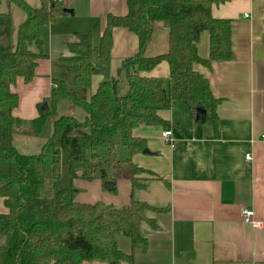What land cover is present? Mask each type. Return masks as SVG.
<instances>
[{"label":"crops","instance_id":"1","mask_svg":"<svg viewBox=\"0 0 264 264\" xmlns=\"http://www.w3.org/2000/svg\"><path fill=\"white\" fill-rule=\"evenodd\" d=\"M21 1L32 9L42 6V0ZM62 4L71 12L42 27L46 56L37 60L35 76L30 82L20 77L11 86L19 96L13 116L20 121L13 144L23 155L41 153L57 118L69 117L80 123L87 119L83 108L65 99L37 133L34 121L51 97L55 80L65 81L70 92L88 102L108 77L119 81L117 90L123 96L129 84L126 73L119 69L139 52L138 36L127 28H115L109 66L93 76L89 87L76 86L73 67L63 61L72 56L69 44L77 41L78 34L90 33L98 47L108 15L125 16L129 9L127 0H64ZM26 7L16 0H0V13L12 17L14 45L28 18ZM212 14L232 21L233 57L210 66L195 63L194 70L208 79L213 96L220 101L216 117L209 102L203 105L205 119L198 121L189 103L175 100L169 109L158 112L168 127L141 124L135 128L134 136L146 141L149 152L126 149L128 152L121 153L146 171L136 177L142 186L133 188L129 173L119 170L114 172L111 189L99 176L83 179V170L70 166V149L61 145V174L73 180L77 202L122 207L136 200L161 209L148 210V221L141 224L147 250L135 251L133 263L120 264H264V226L254 228L241 216L242 208H250L255 219L264 223V0H227L214 5ZM169 37V25L156 22L144 55L152 58L167 53ZM209 38L208 32L199 37L197 48L202 58L209 57ZM140 75L163 78L167 87L170 65L161 61ZM169 129L173 143L162 138ZM88 133V128L67 126L64 136ZM247 154L251 160L246 159ZM8 212L1 199L0 214ZM116 240L121 251L132 252L130 237L117 234Z\"/></svg>","mask_w":264,"mask_h":264},{"label":"trees","instance_id":"2","mask_svg":"<svg viewBox=\"0 0 264 264\" xmlns=\"http://www.w3.org/2000/svg\"><path fill=\"white\" fill-rule=\"evenodd\" d=\"M16 1L26 7L21 0ZM226 1L127 0V15H108L98 47L90 33L78 34L77 41L69 44L72 56L63 61L73 67L74 84L79 87H89L93 76L109 66L115 28H127L138 36L139 52L119 69L126 73L129 89L120 96L119 81L107 77L90 101L83 102L69 91L65 81L55 80L51 97L43 103L48 106L40 108V117L34 121L37 133L57 113L62 100H71L88 116L83 123L57 118L53 135L38 155L20 154L13 144L20 121L13 116L19 96L11 86L20 77L26 82L33 79L37 60L46 56L42 27L69 11L61 2L51 0H42L39 9L26 7L28 18L19 29L16 45L12 17L0 13V200L9 209L7 214H0V264L133 263L135 251L147 250L141 224L148 221V210L161 209L136 200L122 207L77 202L73 180L61 174V145L70 149V166L83 170V179L91 181L99 176L104 182L113 181L114 172L119 170L129 173L133 188L142 186L136 177L146 171L131 159L116 157L119 146L132 153L145 150L146 141L134 136L135 128L141 124L168 127L158 112L169 109L175 100L189 103L195 115L209 102L216 117L220 101L213 96L208 79L194 70V64L210 66L214 61L232 59V21L212 14L214 5ZM156 22L169 25V51L147 58L144 54ZM203 32L210 36L208 58H202L197 48ZM161 61L170 65L167 87L163 78L140 75ZM67 126L88 128L89 133L65 137ZM102 149L108 150L106 160L101 159ZM117 234L131 238L130 254L119 249Z\"/></svg>","mask_w":264,"mask_h":264},{"label":"built area","instance_id":"3","mask_svg":"<svg viewBox=\"0 0 264 264\" xmlns=\"http://www.w3.org/2000/svg\"><path fill=\"white\" fill-rule=\"evenodd\" d=\"M51 1L62 3V1H64V0H51ZM172 135H173V132L171 129L165 130L162 134V138L167 143H173ZM246 159L251 160V155L247 154ZM254 215H255L254 210H252L250 208H242L241 209V216L246 223H249L254 228H262L264 226V223L259 221V220H256Z\"/></svg>","mask_w":264,"mask_h":264},{"label":"water","instance_id":"4","mask_svg":"<svg viewBox=\"0 0 264 264\" xmlns=\"http://www.w3.org/2000/svg\"><path fill=\"white\" fill-rule=\"evenodd\" d=\"M67 11L71 12V10L69 9H66ZM47 103H45L42 107V109H45L47 107ZM205 114H206V110L204 108H198L196 110V117L197 118H200L202 121L205 119ZM146 152H149L147 150H145ZM105 187L108 188V189H111L114 187V182L113 181H107L105 182Z\"/></svg>","mask_w":264,"mask_h":264},{"label":"rangeland","instance_id":"5","mask_svg":"<svg viewBox=\"0 0 264 264\" xmlns=\"http://www.w3.org/2000/svg\"><path fill=\"white\" fill-rule=\"evenodd\" d=\"M118 151H120V152H118V156H120V157H117V150H116V157L119 159V160H127L126 159V156L127 155H125V154H123V153H121V151H126V152H128L127 150H126V148H124V147H122V148H118ZM100 155H101V159L102 160H106L107 158H109V153H108V150L107 149H102V150H100Z\"/></svg>","mask_w":264,"mask_h":264}]
</instances>
